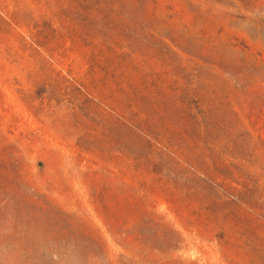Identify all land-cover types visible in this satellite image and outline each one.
<instances>
[{"label":"rangeland","instance_id":"1","mask_svg":"<svg viewBox=\"0 0 264 264\" xmlns=\"http://www.w3.org/2000/svg\"><path fill=\"white\" fill-rule=\"evenodd\" d=\"M0 264H264V0H0Z\"/></svg>","mask_w":264,"mask_h":264}]
</instances>
